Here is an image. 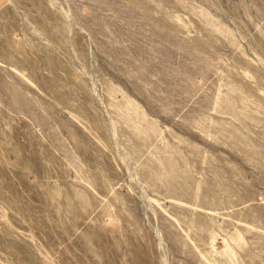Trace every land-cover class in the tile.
Segmentation results:
<instances>
[{
  "label": "rangeland",
  "instance_id": "obj_1",
  "mask_svg": "<svg viewBox=\"0 0 264 264\" xmlns=\"http://www.w3.org/2000/svg\"><path fill=\"white\" fill-rule=\"evenodd\" d=\"M0 264H264V0H7Z\"/></svg>",
  "mask_w": 264,
  "mask_h": 264
},
{
  "label": "crops",
  "instance_id": "obj_2",
  "mask_svg": "<svg viewBox=\"0 0 264 264\" xmlns=\"http://www.w3.org/2000/svg\"><path fill=\"white\" fill-rule=\"evenodd\" d=\"M7 0H0V7L6 2Z\"/></svg>",
  "mask_w": 264,
  "mask_h": 264
}]
</instances>
